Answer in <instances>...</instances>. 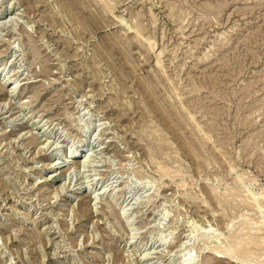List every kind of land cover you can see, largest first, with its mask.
<instances>
[{
    "label": "rangeland",
    "instance_id": "1",
    "mask_svg": "<svg viewBox=\"0 0 264 264\" xmlns=\"http://www.w3.org/2000/svg\"><path fill=\"white\" fill-rule=\"evenodd\" d=\"M0 264H264V0H0Z\"/></svg>",
    "mask_w": 264,
    "mask_h": 264
},
{
    "label": "bare ground",
    "instance_id": "2",
    "mask_svg": "<svg viewBox=\"0 0 264 264\" xmlns=\"http://www.w3.org/2000/svg\"><path fill=\"white\" fill-rule=\"evenodd\" d=\"M5 84V83H4ZM2 85V84H1ZM4 86V85H3ZM75 156L73 154L70 155L69 159L67 158V162H69L70 160L73 162ZM75 163V162H74Z\"/></svg>",
    "mask_w": 264,
    "mask_h": 264
}]
</instances>
